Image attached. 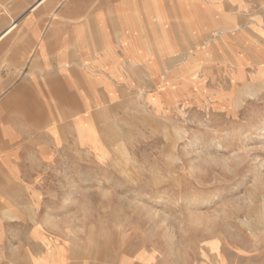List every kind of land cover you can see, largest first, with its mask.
Returning <instances> with one entry per match:
<instances>
[{
	"label": "rangeland",
	"instance_id": "1",
	"mask_svg": "<svg viewBox=\"0 0 264 264\" xmlns=\"http://www.w3.org/2000/svg\"><path fill=\"white\" fill-rule=\"evenodd\" d=\"M229 1L232 19L246 24L233 33L217 30L215 37L241 35L231 46L247 57L244 73L234 60L236 50L230 59L212 62L201 80H185L175 109H158L144 94H129L94 113L98 131L88 130L85 148L72 143L65 154L39 162L40 169L70 166L72 179L85 173L86 187L77 180L69 195L73 220L63 229L87 232L79 240L86 264H221L218 254L222 264H264V90L256 97L245 91L237 110L224 102L252 76H262L255 50L264 49V0ZM139 81L145 85L146 75ZM24 156L27 203L24 186L35 165L30 154ZM47 175L64 194L67 187L59 183L66 176ZM22 211L30 219L31 207ZM3 214L5 221L13 217ZM2 224L9 235V224ZM241 250L248 251L243 259L237 258Z\"/></svg>",
	"mask_w": 264,
	"mask_h": 264
},
{
	"label": "crops",
	"instance_id": "2",
	"mask_svg": "<svg viewBox=\"0 0 264 264\" xmlns=\"http://www.w3.org/2000/svg\"><path fill=\"white\" fill-rule=\"evenodd\" d=\"M229 5V0H0V264H86L79 240L87 232L63 229L73 220L69 195L77 180L78 187L85 186V173L72 179L70 166L40 169L39 162L65 154L72 143L84 147L88 130L98 131L91 121L95 111L129 94H144L158 109L177 98L180 103L184 81L193 80L188 63H201L203 76L212 62L221 63L233 51L246 61L240 47L231 46L241 35L215 37L233 23L246 24L232 19ZM181 52H188L187 65ZM255 52L264 57V49ZM24 154L35 165L24 186L27 203ZM48 170L66 176L59 183L67 187L64 194L44 177ZM71 181L76 185L67 194ZM24 205L31 207L30 219ZM7 211L13 217L3 221ZM1 220L9 224V235Z\"/></svg>",
	"mask_w": 264,
	"mask_h": 264
},
{
	"label": "bare ground",
	"instance_id": "3",
	"mask_svg": "<svg viewBox=\"0 0 264 264\" xmlns=\"http://www.w3.org/2000/svg\"><path fill=\"white\" fill-rule=\"evenodd\" d=\"M61 5V4H60ZM152 6V5H151ZM186 13V12H185ZM145 14V13H144ZM182 16V15H181ZM238 28H240L239 25H237V23H233L231 24V26L229 27H226L223 30V33L226 34V33H233L235 32ZM220 30V31H222ZM222 33V32H221ZM216 34V33H215ZM229 37H232V34L229 36ZM220 38V37H219ZM263 37L261 36V39ZM264 39V38H263ZM250 49V47L247 46V51ZM174 54V53H173ZM236 57L234 58V60H236L237 63H240V66L238 68V71L244 73V66H243V56H240V55H235ZM225 56H223L221 59L224 60ZM256 60L258 61L259 63V71L260 73L262 74L261 77H258V76H252V82H247L246 84H244V87L239 90L237 96H231L230 98H226L224 99V102H229V104L233 105L234 108H236L235 110L238 109V107L240 106L241 102H243L244 98H243V95L245 91H249V96H252V97H256L258 96L260 93L263 92L264 90V57L263 56H256ZM224 62V61H223ZM131 64V63H130ZM189 64V63H188ZM190 66V65H189ZM238 66V65H237ZM186 69H188V72L190 71V75L193 79V81H199L201 80V77H202V70H201V66L200 64H194L192 67H187ZM185 69V71H186ZM234 70V69H233ZM208 76V75H207ZM244 78V75L242 76V79ZM258 79H261V85L259 84H255V81L258 80ZM209 84V83H208ZM232 88V87H231ZM240 94V95H239ZM221 97H226L225 95H220ZM255 99V98H254ZM180 106V103L178 101V98L176 99V101L173 103V108H177ZM96 112V111H95ZM101 122V121H100ZM205 123V122H204ZM206 125V124H205ZM9 138V137H8ZM8 142H11V139L8 140ZM104 155V154H102ZM109 158V157H108ZM75 182L74 181H71V183L69 182V190L67 192V194H70V192L75 188ZM12 188V187H11ZM15 191V190H14ZM15 193V192H13ZM15 195V194H14ZM162 201V198L159 196L157 199H156V202L159 203ZM154 210V209H153ZM156 211V210H155ZM154 212V211H153ZM158 212V211H157ZM2 219V218H0ZM2 221V220H1ZM5 221V220H4ZM70 245V244H69ZM71 250V249H70ZM77 254V253H76ZM248 254V251L247 250H241L238 255H237V258L239 259H243L245 258V256H247ZM253 254V253H252ZM1 257V256H0ZM217 258L220 260H222V262L225 261L224 259V256L221 255V254H218L217 255ZM1 260V258H0ZM220 260V261H221ZM221 262V264H222Z\"/></svg>",
	"mask_w": 264,
	"mask_h": 264
}]
</instances>
